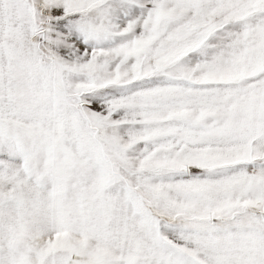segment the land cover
Returning a JSON list of instances; mask_svg holds the SVG:
<instances>
[{
	"label": "snow or ice",
	"instance_id": "6c2138e0",
	"mask_svg": "<svg viewBox=\"0 0 264 264\" xmlns=\"http://www.w3.org/2000/svg\"><path fill=\"white\" fill-rule=\"evenodd\" d=\"M0 264H264V0H0Z\"/></svg>",
	"mask_w": 264,
	"mask_h": 264
}]
</instances>
